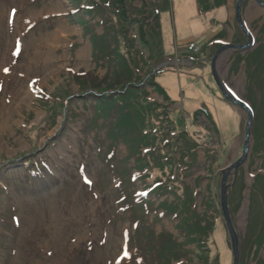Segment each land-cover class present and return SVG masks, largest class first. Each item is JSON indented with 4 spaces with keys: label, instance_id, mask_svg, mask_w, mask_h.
I'll list each match as a JSON object with an SVG mask.
<instances>
[{
    "label": "rangeland",
    "instance_id": "rangeland-1",
    "mask_svg": "<svg viewBox=\"0 0 264 264\" xmlns=\"http://www.w3.org/2000/svg\"><path fill=\"white\" fill-rule=\"evenodd\" d=\"M259 2L264 0L240 2L253 35L249 52L257 48L264 24ZM91 3L98 16L88 13ZM143 3H125L127 13L141 21L122 31L113 25L120 20L107 0H0V264H234L235 253L237 264H259L264 257V246L254 255L248 234L256 223L255 232L261 227L264 233V188L250 199L254 175L261 171L256 168L259 160L252 163L249 157L221 172L241 157L249 116L222 99L212 68L214 34L220 32L222 41L229 42V34L238 31L237 0L228 2L229 10H208L205 0ZM192 43L195 50H189ZM247 43L244 37L240 45ZM234 52L246 51L222 52L215 71L227 92L246 102L243 65L236 74L229 72ZM152 74L175 102L168 109L185 117L192 139L199 143L195 163L181 168L180 177L182 183L201 185V192L194 188L199 192L196 215L205 216L206 224L200 226L207 230L200 227L197 234L209 235L206 245L181 244L184 238L176 227L181 219L160 207L171 199L172 189L152 194L135 166L140 156L151 169L163 144L156 136L162 127L154 131V146L152 136L146 137V145L139 141L138 152L129 151L111 129L130 130L116 117L129 109L145 116L147 99L165 103L148 83ZM131 84L138 88L135 94L115 96V91H131ZM104 94L114 98L108 111L99 104ZM200 107L221 127L220 139L207 128L212 127L207 118L192 122L189 116ZM252 143L251 138V148ZM146 147L153 149L143 153ZM38 166L46 168L32 171ZM154 171L161 175L160 169ZM222 185L225 198L233 199L227 206L237 249L224 216ZM142 200L147 201L145 210L137 206ZM158 239L169 247L171 242L180 244L176 258L156 257L152 248Z\"/></svg>",
    "mask_w": 264,
    "mask_h": 264
},
{
    "label": "trees",
    "instance_id": "trees-1",
    "mask_svg": "<svg viewBox=\"0 0 264 264\" xmlns=\"http://www.w3.org/2000/svg\"><path fill=\"white\" fill-rule=\"evenodd\" d=\"M133 2L134 0H108L110 6H112V9L114 10V13L116 14V17L118 20H120L119 24L121 26V30L129 28L130 24H133L134 22L139 25V20L137 19V16L134 15L132 17V14H128L127 7H125L126 2ZM204 1V0H200ZM209 9H213L216 7L221 6L225 3V0H217L216 4L214 6V0H205ZM143 4H147V0H143ZM87 8L90 9L88 13L93 14L95 16L99 15L98 9L93 8L95 6L94 3L89 4ZM97 7L99 5L96 2ZM204 3H202V6ZM102 10L106 12L105 8H99V10ZM92 11V12H91ZM200 14H203V10H198ZM129 12V11H128ZM130 13V12H129ZM131 15V17H130ZM146 16V15H144ZM147 16L142 19L143 24H147L148 21ZM141 21V20H140ZM124 22L126 25L122 26V23ZM142 27V26H141ZM111 31L113 28H110ZM109 29V31H110ZM108 31V32H109ZM114 31V30H113ZM258 36L256 37V40L258 42L257 48L251 52H246L244 55H240L238 52H235L231 55V58L229 60V72L231 73H237L241 67V64H244L243 72L246 73V98L251 104V108L253 111V120L251 122L250 126V136L253 139L252 143V154L249 156L252 163H255V158L259 161L256 163L257 169L261 170L257 172L254 177L256 178L253 181L250 191V199L253 195H255L258 192V188L262 186L264 188V24L262 25ZM110 33V32H109ZM223 36H219V38H222ZM99 41H98V40ZM95 43H97V46L99 45L100 38L95 37L94 38ZM142 40L144 41V45H146L145 38L142 37ZM244 40V36L241 32L236 33V35L233 38V42L241 43ZM218 44L215 46V50L219 47ZM227 50V49H226ZM224 50V51H226ZM223 51V52H224ZM103 55V53H102ZM101 55V56H102ZM120 64V63H118ZM155 75L152 74L149 78V85L154 88V92H156L158 95L162 96L163 102L147 99V103L143 107V113H139L138 110H132L129 109L128 114L120 113L118 114L117 119L120 118L123 119V122H126V125H129V129L127 127H124L122 129L115 130L112 126L111 129L114 130L113 133L117 134L120 137V140L124 139L126 142V148L131 152H138V147H140L139 141H142L143 145H146L148 142L146 137L152 136V138L149 140L151 146H154L155 139L158 137L160 141L163 143L160 149H158L156 155L153 160L151 161L150 168L146 169V166H148V163H144V157L140 156L135 161V166L137 167L138 173H140V178L144 180V184H147L145 186L146 188H151V193L155 194L158 192H164V191H170L172 189V197L171 199H165L163 202H161L160 207L164 210H169L168 214L175 215L178 217L180 222L176 227L179 228L180 234L184 238V243L181 244H189L192 242V244L196 243L200 246L203 244L206 245L207 242H205L206 238L208 236H201L197 234L200 233L198 230L201 227L200 225L205 226V221L202 219L205 216L199 215V218H197L198 213H196V206H197V199L198 194L201 192V185L198 183L193 184L189 182H183L181 180V175L183 174V171L181 170H187L193 166L195 163L196 155H197V148L199 143L192 139V134L189 132V130L186 127V119L183 115H180V112L177 113V115H173V111H170L168 108L171 104L175 103L166 93L165 89L161 87L159 84L155 81ZM122 76V74H121ZM126 78V76H125ZM126 83L129 85V79L126 78ZM116 83H118L119 78L114 80ZM124 81V79H123ZM125 82V81H124ZM113 80L109 82L108 84H112ZM130 88V87H128ZM137 86L134 84H131V91L127 92H121V91H115V96L118 98H124L126 97V94L132 95L136 93ZM144 96H147V91L145 89H142L141 91ZM117 93V94H116ZM147 93V94H146ZM103 96V95H102ZM109 96V98H107ZM101 98V97H100ZM99 98V99H100ZM113 94L112 95H105L104 94V100L99 103L102 104L101 107H106V110L108 111L112 104L110 103L113 100ZM149 100V101H148ZM114 101V100H113ZM122 112V111H121ZM192 120V122L196 123L198 118L204 117L207 118L212 125V127H207L210 131H213L214 134L217 136L218 139L221 138V127H219L216 122L214 121V118L210 111L206 107H200L196 109L191 116H189ZM116 119V121H117ZM157 122L161 123L158 124ZM122 124V123H121ZM141 126V127H140ZM162 127L161 133L159 135H154V131H159V127ZM141 128V130L139 129ZM141 131V134H140ZM209 134V133H208ZM131 135V138H130ZM129 136V137H127ZM209 139H212L211 134L208 135ZM122 138V139H121ZM146 140V141H145ZM164 141V142H163ZM153 144V145H152ZM145 152L143 153H149L150 149H153L152 147L144 148ZM156 150V149H154ZM211 150L208 148H205V155L210 152ZM111 152V149H110ZM141 154V151L139 152ZM109 154V153H108ZM210 154V153H209ZM208 158L210 155H207ZM206 156V157H207ZM110 157V155H109ZM194 162V163H193ZM150 163V161H149ZM210 165H208L207 170H209ZM41 168V167H40ZM149 168V167H148ZM185 168V169H184ZM43 169V168H41ZM154 169H160V174H154L151 173L154 171ZM141 171H143V174H141ZM142 176V177H141ZM153 177L154 179L150 182V180L145 181L146 179ZM182 184V185H181ZM199 188V192L195 191L194 188ZM124 188V186H123ZM232 191V190H231ZM126 199V197H123V200ZM233 199L231 197L228 198V204ZM237 203V202H236ZM235 203V204H236ZM145 205H147V201H141L137 206L140 209L145 210ZM209 205H213V202L210 200ZM136 206V205H135ZM132 207H130L131 209ZM251 204L249 205V212L251 213ZM264 211V208H263ZM163 214V213H162ZM207 220V219H206ZM264 223V216L260 219ZM198 221V223H197ZM199 221H203L200 223ZM257 224V223H256ZM255 224V225H256ZM255 225L251 228L255 229ZM201 232L206 231L207 228L203 229L204 227H201ZM249 228V226H248ZM247 228V229H248ZM251 230V232H248L250 236V244H253L252 246H255V252L254 255L256 256L260 251L262 250L264 246V233L260 234L261 227H257V230ZM138 230L135 231V235L137 234ZM157 248L154 246L152 248V251H156L158 259L169 256L172 258H176L175 256L178 255L176 250H179V245L177 243L171 242V246L169 247V243H164L161 241V239H158L156 241ZM164 243V244H163ZM250 247H248L249 250ZM208 249H205V252ZM252 250V248H251ZM248 251L249 252H251ZM259 264H264V257L259 259ZM164 264V261H160ZM241 264H248L247 261L241 260Z\"/></svg>",
    "mask_w": 264,
    "mask_h": 264
},
{
    "label": "water",
    "instance_id": "water-1",
    "mask_svg": "<svg viewBox=\"0 0 264 264\" xmlns=\"http://www.w3.org/2000/svg\"><path fill=\"white\" fill-rule=\"evenodd\" d=\"M259 1V0H257ZM240 2L241 0H237V3H236V12H237V15H236V19L237 21L239 22V26L241 27L242 31L245 33V35L248 37V43L247 44H244V45H236V44H227L225 46H222L220 49H218L215 53H214V56H213V59H212V68H213V73H214V77H215V80L217 82V84L219 85V88L220 90L222 91L223 93V96H225V98L230 101L231 103L233 104H236V105H239L240 107L243 106V108H245V106L243 105V103L237 101V100H234L232 99V97H230V95H228L224 88H223V85L221 83V81L219 80L217 74H216V71H215V61L216 59L218 58V56L226 49H239V50H247L251 44H252V36L251 34L249 33V31L247 30V28L244 26L243 22H242V19H241V10H240ZM260 3V2H259ZM261 5L264 6V3H260ZM246 109V108H245ZM248 111V109H246ZM249 117H248V121H247V124H246V135L244 136L245 137V140H244V144H243V153L241 155L240 158H238L236 161H234L231 165H229L226 169L224 170H221L222 174L224 173L225 170H227L228 168L230 169L231 167H233L235 169V167L239 166L240 164H243V162L247 159L248 155H249V137L250 136V123H251V114L249 112ZM224 183V182H223ZM224 185V184H223ZM222 185V188H221V195H222V203H223V211H224V216H225V220H226V224H227V227L229 229V233L232 237V241H233V244H234V248L237 249V239H236V232H235V229L232 225V221H231V218L229 217V212H228V204H227V199L225 198L224 196V191H225V186L223 187ZM238 263V254L235 253V256H234V264H237Z\"/></svg>",
    "mask_w": 264,
    "mask_h": 264
},
{
    "label": "crops",
    "instance_id": "crops-1",
    "mask_svg": "<svg viewBox=\"0 0 264 264\" xmlns=\"http://www.w3.org/2000/svg\"><path fill=\"white\" fill-rule=\"evenodd\" d=\"M230 1H232V0H227V1H225L224 5L222 6V9L229 10V6H228L229 3H228V2H230ZM228 12H229V11H228ZM229 23H230V22H229ZM229 25H230V24H228V25L226 24L225 27H227V26H229ZM230 26H231V25H230ZM216 34H217V33H216ZM216 34H214L215 38H216V36H217ZM229 35H231V33H230Z\"/></svg>",
    "mask_w": 264,
    "mask_h": 264
},
{
    "label": "bare ground",
    "instance_id": "bare-ground-1",
    "mask_svg": "<svg viewBox=\"0 0 264 264\" xmlns=\"http://www.w3.org/2000/svg\"><path fill=\"white\" fill-rule=\"evenodd\" d=\"M244 12V11H243ZM235 17V16H234Z\"/></svg>",
    "mask_w": 264,
    "mask_h": 264
}]
</instances>
